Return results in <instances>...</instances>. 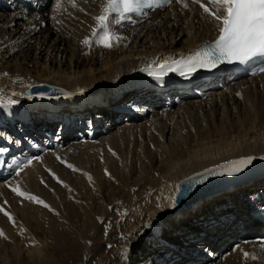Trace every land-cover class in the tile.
<instances>
[{
    "label": "bare ground",
    "instance_id": "bare-ground-1",
    "mask_svg": "<svg viewBox=\"0 0 264 264\" xmlns=\"http://www.w3.org/2000/svg\"><path fill=\"white\" fill-rule=\"evenodd\" d=\"M47 2L48 0H6L1 5V8L16 9L15 13L8 15L0 12V94L9 96L17 93L15 98L19 100L17 106L10 110L0 109V136L4 137L0 139V146L14 144L15 147L8 160L9 173L15 168L13 161L25 160V154L18 149H23L24 146L10 142L20 138L13 137L10 132L16 130L28 138H36L38 128L45 126L47 130H51L55 124L63 132L55 138L58 143L46 148L42 161L33 160L12 181L0 183V199L4 202L7 197L14 202H23L11 189L18 187L21 191L34 193L35 186L45 177V186L38 194L41 193L42 200L57 212L25 201L27 207L19 209L21 212L17 214L23 222L27 221L29 229L35 230L41 243L46 242L45 250L40 245L33 247L32 253L22 259L17 257L16 251L8 253L6 245L0 249L1 263L78 264L81 261L80 254L85 252L87 264H245L242 252L233 251L235 245H241L243 250L254 252L259 257L248 264H264V250L259 247L264 232L252 214L254 209L264 207L263 173L251 180L214 191L178 212L169 213L172 207L167 199L174 194L178 181L192 173L232 158L264 154V73L242 75L229 68L195 73L190 78L172 73L164 77L162 83L148 75H138L154 58L176 59L180 54L188 55L198 46L216 38L214 25L208 22L206 14L192 0H183L189 5L187 9L173 0L170 6L150 11L147 17L124 22L116 28L117 34L124 39L110 49L96 45L91 37V30L96 26L94 16L101 14L102 6L107 0H58V5L55 1L46 11L44 7ZM202 2L207 4V0ZM4 16L11 18L1 22ZM53 16L55 19H52ZM85 37L93 39L91 47L82 44ZM134 71L136 72L132 74ZM4 73L9 75L5 76ZM130 74L138 85L131 93H126L131 84L122 82V79ZM18 78H22V82ZM42 81L78 94L52 100H41L27 93L25 96L24 91L30 84ZM99 85L105 87L101 90L103 94L113 89L118 92L119 108L117 103L109 102L100 109L102 114L95 113L97 108L86 109L92 99L85 96L95 93ZM220 86L223 89H217ZM86 88L93 90L87 89V93L79 94ZM174 101L183 103L171 111L170 106ZM137 107L141 111L155 110L150 127L144 124L130 125L137 116V112H134L138 110ZM160 109L161 112H157ZM112 110L114 115L110 119L115 118L109 122L103 120L104 115H110ZM85 116H89L88 121L92 123L87 127L93 126L94 132L95 129L104 131L105 127H115L114 123H117L119 116L129 122L122 123L125 126L108 137L101 136L93 142H76L75 133L80 136ZM101 120L104 124L98 127ZM192 121L193 127L188 128ZM75 122L79 127L76 131ZM64 130L71 133L72 137H68L71 149L83 146L86 150L95 143L103 142L112 147L119 146V152L123 156L124 149L130 152L132 146L137 145L134 143L137 139L154 145L155 151L147 154L144 150V156L127 167L121 169L116 164L112 167L114 173L126 176L125 179H129L130 175L133 179L135 175V187L146 182L147 188H155L156 193L151 196L145 192L143 196L137 197L134 195L133 185H130L131 191L128 203L124 205L123 217L130 212L134 216L131 222L126 219H110L108 225H117L119 222V232L122 235L117 231L113 232L109 238L110 243H114L113 248L107 250V253L98 252L93 247L97 242L105 241V226L101 222L104 215L102 205L80 219L78 217L82 211L76 200L56 206V201L68 190L64 183L55 182L48 170L57 172L60 179L75 188L89 185L85 178L53 160L63 152L52 148L62 147L61 140L66 136ZM123 130H128L127 135ZM168 132L170 137H167ZM85 133L89 137L90 134ZM14 154L19 155L17 160L12 159ZM138 166L140 170H145L137 173ZM146 169L150 170L149 173L142 175ZM126 182L123 184H127ZM102 186L109 188L98 183V189H102ZM118 189L116 191L115 186L111 190L115 200L118 194L124 192L122 187ZM8 209L14 211L12 207H7L6 210ZM161 213L166 215L161 218L158 216ZM59 215H64L66 222H78L74 226L79 233L74 236L75 242H68L69 245L62 243V240L66 242L68 239L64 234V227L54 224ZM147 221L151 225L143 227ZM3 228L6 229L5 232H10L9 221ZM138 232L140 235H136ZM129 234H132L131 240L123 238ZM48 237H51L50 241ZM180 240H183L181 244L191 242L192 246L180 249L182 247L175 245ZM155 243L160 244L152 250L153 254L136 260L140 251ZM0 245L2 247L1 243Z\"/></svg>",
    "mask_w": 264,
    "mask_h": 264
},
{
    "label": "snow or ice",
    "instance_id": "snow-or-ice-1",
    "mask_svg": "<svg viewBox=\"0 0 264 264\" xmlns=\"http://www.w3.org/2000/svg\"><path fill=\"white\" fill-rule=\"evenodd\" d=\"M173 0H107L102 6L101 14L94 16L96 26L91 30V37L94 43L104 48H112L121 42L124 37L116 32V28L124 22H131L134 18L142 19L149 15L150 11L158 8L170 6ZM181 3L183 8L187 9L189 5L183 0H176ZM193 4L199 5L206 14L208 22L212 23L217 31L214 41L206 42L188 55L180 54L179 59L172 57L154 58L142 71H145L150 77L158 82H163L164 77L169 73H178L180 76L190 78L199 69L214 70L220 65L239 64L248 65L251 62L258 61L264 64V0H207V4L202 0H192ZM58 5V0H57ZM52 19H55L53 16ZM59 23V21H57ZM85 46L91 47L93 39L85 37L82 41ZM256 71L264 73V66L259 67ZM253 74H256L254 71ZM5 76L9 75L4 73ZM22 82V78H18ZM82 91V90H81ZM17 93L9 96L0 94V109L10 110L19 103L15 97ZM43 97L45 93H37ZM237 95H240L237 93ZM0 139H4L0 136ZM19 143L18 141H10ZM8 151L7 148L0 147V155ZM115 154V153H114ZM41 157L34 156L21 162L13 161L15 164L13 174L19 176L24 168L30 166L33 160H40ZM60 159V157H57ZM257 159L264 160V156H244L236 160L229 161L227 164L218 166L217 169H205L203 173H197L195 177L184 182L186 187L176 185L174 192L176 195H169L167 199L171 207L176 206L177 197L183 193L190 192L194 185L204 182L208 176H237L247 168L251 167ZM6 160H0V164H6ZM61 163L64 161L61 160ZM73 171H78L73 165L68 164ZM50 174L63 184L55 173ZM106 175H110L105 170ZM91 181V177L89 176ZM41 183H44L42 180ZM65 187H67L65 185ZM17 196L25 197L27 200L43 205L50 211H55L48 204L37 196L21 191L18 187L11 189ZM5 203H7L5 201ZM159 207V204L157 205ZM2 212L10 221L13 217L10 213L0 206ZM99 219V218H98ZM145 224L143 227H149ZM4 235L0 230V236ZM140 235V233H136ZM131 240L132 234L123 237ZM90 243V242H89ZM247 243V242H246ZM108 247H111L109 245ZM259 247L264 250V238H260ZM240 250L245 260V264L249 261H256L259 257L254 252L243 250L241 245H235L233 251Z\"/></svg>",
    "mask_w": 264,
    "mask_h": 264
},
{
    "label": "rangeland",
    "instance_id": "rangeland-1",
    "mask_svg": "<svg viewBox=\"0 0 264 264\" xmlns=\"http://www.w3.org/2000/svg\"><path fill=\"white\" fill-rule=\"evenodd\" d=\"M52 1L53 0H48L47 5L44 7V9H46V11H48L54 5L55 1H57V0H54L53 3L51 4ZM0 12H2L4 15H8V14L15 13L16 9H14L13 7H3V8L0 7ZM7 18L9 20L11 17L4 16V18L1 20V22L4 19L6 20ZM88 67H89V65H87V68ZM135 72L136 71H134L132 74H134ZM132 74L125 76L123 78L124 80L122 79V82H126V83L131 84V86H129V88L127 89L126 93H128V92L131 93L132 90L135 87H137V85H138L137 81L132 80ZM101 88H102V86L99 85V89L96 90L95 93H91L90 95L85 96V98H89L90 100L92 99V102L86 107V109L97 108L95 110L96 111L95 113H100L101 112L100 109L103 108L104 106H106L109 102H113L114 104L117 103V108H119L120 106H118V105L120 103L119 102L120 99L118 97V92L115 91V89H113V90H110V91H108V92L103 94V92L101 93V90L105 89V87L102 88V89ZM86 89L93 90V88H86ZM217 89H223V87L220 86V87H217ZM24 92H25L24 94L26 96V90ZM192 96L196 97L194 95H192ZM197 97H198V95H197ZM117 100H119V101L117 102ZM56 102H59V101H56ZM179 103H180L179 101H174L173 103H171V106H170L171 111H173L177 107L179 108V106L182 105L183 101H181L180 104ZM137 109H136L137 111H134V112H137L136 113L137 116L134 117L135 119L133 118V123H131L130 125H132V124L133 125H137V124H140V125L142 124L143 125L144 124V125H148V127H150L151 117L153 115L152 113H154L155 110L154 111H145V110L141 111V109L139 107H137ZM161 110L162 109L157 110V112H161ZM101 114H102V112H101ZM88 115L90 116V113H88ZM111 115L112 116L114 115V110H112L110 115L109 114L104 115L103 120H105L106 122L107 121L109 122L111 119L113 120L115 117H111V119H110ZM89 116H85L84 117L85 118L84 126L81 127L82 128L81 131L82 132L91 133L90 134L91 136L89 135V137H87L86 135L83 134V136L81 137V134L79 136L77 133H75L76 137H77V138H75L76 142H84V141L93 142V141L98 140L101 136L108 137L109 135H112L113 133H115L117 129H120L123 126H125V124H122V123L129 122L128 120H125L124 118H120L122 116H119V118H117L118 119L117 123H114L115 127H113V126L105 127L104 131L100 130L101 132L99 130L95 129L96 134H94L95 133L94 132V128H93V130H90V128L87 127L88 125L92 124L90 121H88L89 120ZM103 120L98 122V125H97L98 127H101L104 124ZM7 122L9 123V120H7ZM53 124H55V123H52V125ZM202 124H205V123H202ZM50 125H48V126H50ZM76 125L78 126L77 122L74 123V130L75 131L79 129V127H77ZM190 127H193V121L188 124V128H190ZM55 130H57V127H55ZM64 133H66L65 130H64ZM123 133L125 135H127L128 130L127 131L123 130ZM92 134H94V136H92ZM65 135H66L65 139L61 140V141H63L62 147L61 148H58V147L57 148H52V149H57V151L63 150V152L61 151L59 153L60 155L58 154L60 159H55L54 158L53 160L54 161L56 160L55 162L57 164L62 165L65 168H68L70 171H72V173L78 174L79 176L85 178L86 181H88L87 183L89 185H87L86 187L80 186V187L75 188L73 185H70V184L68 185V183L65 180L60 179L61 177L59 175H57V172L54 171L56 173L55 176L58 177L60 181H65L63 183L67 186V190H68L65 194L61 195L63 197H60L63 200L60 199L59 201L58 200L56 201L57 202L56 206H58V205L61 206V205H63L62 203L66 202V201H72V200L75 201L76 200L75 202H78V204L80 205L81 211H82L81 215L78 217L80 219L83 215H85V214L89 213L90 211H92V209H94V208L97 209L98 207H100L102 205L103 208H104V211H103L104 215H103V219H102L101 222L105 226V233H104V239H103V241L104 240L105 241L103 243L97 242L96 243L97 247H96V245H94L93 247L96 248L98 250V252L107 253V252H109L107 250H111L113 248V244H114V243H110L111 239H109V238L113 235V232L114 233H115V231L119 232V222L117 223V225H112V224L108 225L110 219H118V220L121 219L119 221H124L126 219V221L131 222L132 218L134 216L130 212L127 215H124V217H123V209H124V205L126 206L127 203H128V196H129V193L131 191V186L133 185V179H134L135 175H134L133 179L130 177L131 175L129 176V179H125L124 177H126V176H123L122 174L114 173L113 172L114 169L112 167H114V164H116L119 168L127 167L131 163H134L135 161H137L138 158H140L142 155L144 156V154H145L144 150H146L147 154L148 153L151 154L152 151H155V149H153L154 145H153V143H147V141L141 142L140 139H137L134 142L137 145H135L134 147L132 146V149H131L130 152H128L126 149H124L125 150L124 151V155L122 156L120 154V152H119V146H115L116 147L115 148V147L110 146L109 144L106 145L107 143L105 144L103 142L95 143L93 146L88 147L86 150H84L83 146H78L75 149H71V148H69V145H70L69 141L70 140H68V137H72L71 133L67 132ZM78 136H79V138H78ZM170 136H171V134H170V132H168L167 133V137H170ZM66 138H67V140H66ZM58 142L59 141H56L55 143H58ZM144 144H145V146H144ZM12 145H14V144H11V146ZM140 145H142V146H140ZM127 146H128V144H127ZM146 146H147V148H145ZM12 147H13V149H15L14 146H12ZM16 148H17V146H16ZM18 149H20V148H18ZM142 151H144V152H142ZM44 154H45L44 150L41 149L34 156L41 157L40 160L42 161L43 160V158H42L43 156L42 155H44ZM34 156H31V157H34ZM31 157H28L27 159H29ZM128 157H130V158H128ZM76 158H78V159H76ZM123 159L125 161H123ZM61 160L64 161V163H61ZM126 160H128L129 163L126 162ZM129 160H131V161H129ZM80 162H83V165H80ZM42 163L46 164L45 161H43ZM69 163L70 164L71 163H75L74 165L73 164H71V165H73V167L75 169H77L78 171H73L72 168H69L67 166ZM105 170H107V173H109L110 175H106L105 174ZM139 170L140 169H139V166H138L137 173H139ZM144 170L145 169L142 168L140 170V172H142ZM148 170L146 169V171L143 172L142 175H145V173L148 174L149 171H150V170L149 171ZM54 172H51V173H54ZM156 174L160 176L159 173H156ZM13 175H14L13 173L9 174L8 177H6L4 179H1L0 183L5 181V180L6 181H10L11 180L12 181L13 178H15V175L14 176ZM89 176L91 177V181L89 180ZM42 177H44V176H42ZM122 177H123V179H122ZM43 179H40L39 184L37 185L38 187L37 186H35L36 188L33 187V189L35 188L34 193H33V191L30 193L31 195L37 196L40 199H43V196H41V193L38 194V192H40L41 188L43 186H45V182H46L45 177ZM42 180L44 181V183H41ZM126 180H127V182H126ZM55 182H58L57 179H55ZM124 182H126L127 184H123ZM131 182H132V184H131ZM98 183H101L102 185H107L109 188H104L102 186L103 187L102 189H98ZM109 185H112V186H109ZM115 186H116V191L119 190L118 188H120V187H122V190L124 191L123 194L122 193L118 194L117 200H115V195H113V196L111 195L112 194L111 190L114 189ZM133 187H134L135 190L134 189H132V190H134L133 191L134 195H136L137 197L143 196L145 192H146L145 194H149L151 196L155 195V193H156L155 188H150V187L147 188V183L146 182H144V183H142L140 185H137L136 187L133 185ZM29 189H31V188H29ZM80 189H81V191H79ZM23 192H26V191H23ZM21 198L23 199V202H22V200L19 201V202H14L12 200H9L7 197L4 198V202L0 199V203L1 204L2 203H3V205L7 204L6 207H5V205L2 206L0 204V206H2L5 211H7L6 210L7 207H12L14 209V211H10L9 209L7 211L14 218L12 221H10L9 219L7 220L8 217H5L4 214H3L4 216L0 215V226L2 225L0 229L4 230V233H3L4 235L0 236V241H1L0 243L2 244V247H0V249H2L4 246L7 245L5 249H6V251L8 253H11L12 251L13 252L16 251L17 252V257L24 259V258H27L32 253L33 247H36V246L40 245L41 249L45 250L46 242L41 243V241L39 239V236L37 237V235H35L36 234L35 230L34 229H29V227L26 226L27 221L25 220V222H23L24 220L19 218L20 216H18V214H20V212H21L19 209H21L22 207H27V203L26 202H28L30 205H34V206L35 205L38 206L40 204L33 203L32 201L29 202V200H27L25 197H21ZM5 201L7 203H5ZM16 203L18 205L19 204L20 205L18 206V205H16ZM153 203L155 204V201H153ZM9 204H12V205H9ZM56 206L54 205L53 207H56ZM90 206H92V207H90ZM39 207L42 208V209H45V207L43 205H40ZM169 213H171V210H170ZM3 217H5V218L3 219ZM4 220L6 221V223H8V221H9V225H10V229H11L9 233L5 232L6 229L3 228L4 225L6 224L4 222ZM58 220H59V222H58ZM77 223L78 222H76V223H71L70 221L66 222V218H64V215H59L57 217V219L55 220L54 224L56 226H58V227H64V234H66L67 237H68L67 241L65 242V240H62V243H65V244L67 243V245H69V243L75 242L74 236H76L79 233L77 231V229L75 228V226H74V224L76 225ZM146 224L151 225L150 221H147ZM119 233H120V235H122L121 232H119ZM81 239H84V238L82 237ZM50 240H51V237L50 238L48 237V241H50ZM6 241H8V242H6ZM83 241H85V240H83ZM182 241L183 240H180V242H175V245L182 247L180 249H184V250L186 249V247L189 248L190 246H192L191 242L188 243V244L183 245V244H181ZM159 244L160 243H155L150 248H148V249H146L144 251H140L138 254L136 253L139 256L136 260H140L143 256L153 254L152 250H154L156 247H158ZM109 245H111V247H108ZM17 249H19V250H17ZM221 252L223 253V250ZM80 256H81V261H79L78 264H87L88 262H86V259H85L86 253L82 252L80 254ZM1 262H2V260L0 259V264L3 263V262L2 263Z\"/></svg>",
    "mask_w": 264,
    "mask_h": 264
},
{
    "label": "water",
    "instance_id": "water-1",
    "mask_svg": "<svg viewBox=\"0 0 264 264\" xmlns=\"http://www.w3.org/2000/svg\"><path fill=\"white\" fill-rule=\"evenodd\" d=\"M45 93L43 97L38 96L37 93ZM87 89H83L82 92H79V94L87 93ZM26 93L31 97H37L39 99L44 100H52L55 98H61L66 95H75L78 93H71L69 91H66L62 89L58 85H53L48 82L42 81V82H36L30 84L26 88ZM249 156H256L261 157L264 156V154L261 155H249ZM244 157V156H243ZM241 157L232 158L224 162H220L214 166L206 167L205 169H217L219 170L218 166H222L227 164L229 161L239 159ZM205 169H202V171L195 172L190 174L189 176L184 177L176 185H181L182 187H186L184 185V182L187 180H190V178H193L196 176L197 173H203ZM264 174V160L257 159L253 162L252 166L247 168L245 171L241 172L237 176H220V175H213L208 176L203 183L194 185L192 190L190 192L183 193L182 195H179L177 197L176 206L171 209V212H178L185 208L186 206L192 205L199 201L202 197L217 191L219 189L227 188L234 186L236 184L242 183L246 180L252 179L255 176H258L260 174ZM173 195H176L174 192ZM166 214H159L158 216L163 218Z\"/></svg>",
    "mask_w": 264,
    "mask_h": 264
}]
</instances>
